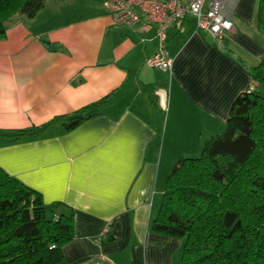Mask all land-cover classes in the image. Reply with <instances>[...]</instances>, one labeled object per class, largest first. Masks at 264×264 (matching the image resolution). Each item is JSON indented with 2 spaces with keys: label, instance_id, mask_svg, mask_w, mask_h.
I'll list each match as a JSON object with an SVG mask.
<instances>
[{
  "label": "crops",
  "instance_id": "crops-1",
  "mask_svg": "<svg viewBox=\"0 0 264 264\" xmlns=\"http://www.w3.org/2000/svg\"><path fill=\"white\" fill-rule=\"evenodd\" d=\"M104 2L49 0L36 17L7 22L0 168L41 193L48 213L73 211L63 264H182L184 242L151 223L176 164L225 131L239 95H264L225 52L250 66L264 60L259 0H225L234 30L224 39L199 31L194 16L176 22L171 71L144 64L160 48L157 27L116 25ZM103 100L70 131L56 120Z\"/></svg>",
  "mask_w": 264,
  "mask_h": 264
},
{
  "label": "trees",
  "instance_id": "trees-1",
  "mask_svg": "<svg viewBox=\"0 0 264 264\" xmlns=\"http://www.w3.org/2000/svg\"><path fill=\"white\" fill-rule=\"evenodd\" d=\"M47 1L0 0V39L12 17L34 18ZM254 22L264 36V0ZM225 52L264 90V60L250 66ZM105 101L56 120L70 131ZM151 231L184 242L182 264H264V95H239L225 131L212 136L199 157L176 164ZM74 238L73 211L50 216L41 193L0 168V264H63V248Z\"/></svg>",
  "mask_w": 264,
  "mask_h": 264
},
{
  "label": "built area",
  "instance_id": "built-area-1",
  "mask_svg": "<svg viewBox=\"0 0 264 264\" xmlns=\"http://www.w3.org/2000/svg\"><path fill=\"white\" fill-rule=\"evenodd\" d=\"M104 5L116 25L157 27L160 48L144 63L151 69L172 70L173 58L166 48L168 32L190 15L196 18L199 31L215 38L224 39L234 30L233 22L223 13L225 0H105Z\"/></svg>",
  "mask_w": 264,
  "mask_h": 264
},
{
  "label": "rangeland",
  "instance_id": "rangeland-1",
  "mask_svg": "<svg viewBox=\"0 0 264 264\" xmlns=\"http://www.w3.org/2000/svg\"><path fill=\"white\" fill-rule=\"evenodd\" d=\"M198 157H199V156H198ZM48 214H49L50 216H52V215H53V213H50V212H49Z\"/></svg>",
  "mask_w": 264,
  "mask_h": 264
}]
</instances>
